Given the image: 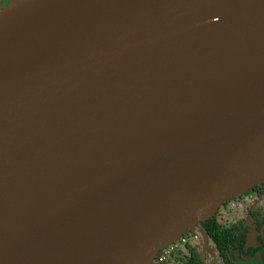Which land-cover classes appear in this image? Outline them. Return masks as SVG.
Here are the masks:
<instances>
[{"label": "water", "instance_id": "obj_1", "mask_svg": "<svg viewBox=\"0 0 264 264\" xmlns=\"http://www.w3.org/2000/svg\"><path fill=\"white\" fill-rule=\"evenodd\" d=\"M264 183V0L0 7V264H150Z\"/></svg>", "mask_w": 264, "mask_h": 264}, {"label": "flooded vegetation", "instance_id": "obj_2", "mask_svg": "<svg viewBox=\"0 0 264 264\" xmlns=\"http://www.w3.org/2000/svg\"><path fill=\"white\" fill-rule=\"evenodd\" d=\"M12 1L14 0H0V7ZM216 219L224 229L231 225H237L241 229L244 234V239L240 242L243 246L241 253H236L226 261L220 256L214 242L207 236L217 254V257L215 255L210 263H207L193 245V242L199 240L198 235L194 230H190L173 244L166 259L160 260L161 250L154 264H179V260L191 255L192 249L198 253L204 264H264V186L262 184L225 202L217 212ZM183 238L186 240L185 243H183ZM206 258H209V255Z\"/></svg>", "mask_w": 264, "mask_h": 264}, {"label": "trees", "instance_id": "obj_3", "mask_svg": "<svg viewBox=\"0 0 264 264\" xmlns=\"http://www.w3.org/2000/svg\"><path fill=\"white\" fill-rule=\"evenodd\" d=\"M262 186H264V183ZM200 226L206 232L207 236L214 242L220 256L226 261L230 259L231 256L236 255V253L242 252L243 246L240 242L244 239V234L237 225H231L229 228L224 229L218 224L215 215L208 221L203 222ZM179 264L204 263L200 259L198 253L192 249L191 255L183 260H179Z\"/></svg>", "mask_w": 264, "mask_h": 264}, {"label": "rangeland", "instance_id": "obj_4", "mask_svg": "<svg viewBox=\"0 0 264 264\" xmlns=\"http://www.w3.org/2000/svg\"><path fill=\"white\" fill-rule=\"evenodd\" d=\"M193 230L199 237V240L197 242H193V245L198 249V252L202 255V257L205 258V261L210 263V260L214 258L215 255L217 257L212 243L208 239L201 226H197ZM207 255H209V258H206ZM150 264H154V262H151Z\"/></svg>", "mask_w": 264, "mask_h": 264}, {"label": "built area", "instance_id": "obj_5", "mask_svg": "<svg viewBox=\"0 0 264 264\" xmlns=\"http://www.w3.org/2000/svg\"><path fill=\"white\" fill-rule=\"evenodd\" d=\"M177 241H178V240H177ZM185 241H186V240L183 238V243H185ZM174 243H175V242H174ZM174 243H173V244H174ZM173 244L167 246V247H169V248H167V249H166V247L162 249V254H161L160 260H162V259H166V258L168 257V255H169V253H170V251H171V249H172ZM159 253H160V252H159Z\"/></svg>", "mask_w": 264, "mask_h": 264}]
</instances>
